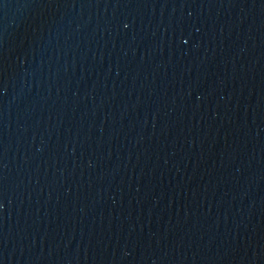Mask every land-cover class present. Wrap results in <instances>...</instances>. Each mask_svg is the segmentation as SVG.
<instances>
[{
    "label": "water",
    "instance_id": "water-1",
    "mask_svg": "<svg viewBox=\"0 0 264 264\" xmlns=\"http://www.w3.org/2000/svg\"><path fill=\"white\" fill-rule=\"evenodd\" d=\"M0 264H264V0H0Z\"/></svg>",
    "mask_w": 264,
    "mask_h": 264
}]
</instances>
